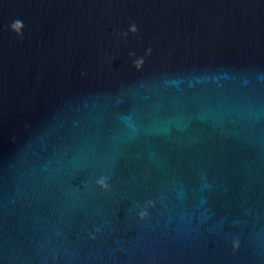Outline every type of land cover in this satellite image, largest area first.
I'll return each instance as SVG.
<instances>
[{
    "label": "water",
    "instance_id": "95a60500",
    "mask_svg": "<svg viewBox=\"0 0 264 264\" xmlns=\"http://www.w3.org/2000/svg\"><path fill=\"white\" fill-rule=\"evenodd\" d=\"M0 264H264V0H0Z\"/></svg>",
    "mask_w": 264,
    "mask_h": 264
},
{
    "label": "clouds",
    "instance_id": "9594fccd",
    "mask_svg": "<svg viewBox=\"0 0 264 264\" xmlns=\"http://www.w3.org/2000/svg\"><path fill=\"white\" fill-rule=\"evenodd\" d=\"M24 27H25V25H24V22L22 20L15 19L8 25V30L15 33L18 38L22 39ZM138 31H139V29H138L136 23L132 22L129 24L127 31L117 32V33H115V35L117 36V38H127L129 33L136 35L138 33ZM151 54H152V48L151 47L147 48L144 52V55L140 56V57H136L135 52H129L128 53V55L130 57H135V59L133 60V67L137 71L142 69V67L145 63V58L150 56ZM81 75H85V73H81ZM109 179L110 178L107 176H101L99 179L96 180L97 187L103 189L104 191H108L109 187H110ZM152 205H153L152 200L146 201L143 207L139 204L136 205V208L138 210V216L140 219H145L148 216L147 209L150 208ZM99 231H100V229L96 228L95 232H99ZM95 232L89 233V235L92 239H96ZM232 247H233V251H235L239 247V243L234 240L232 242Z\"/></svg>",
    "mask_w": 264,
    "mask_h": 264
}]
</instances>
